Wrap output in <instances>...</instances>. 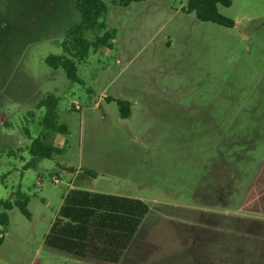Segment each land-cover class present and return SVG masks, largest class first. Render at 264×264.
<instances>
[{"label": "rangeland", "instance_id": "1", "mask_svg": "<svg viewBox=\"0 0 264 264\" xmlns=\"http://www.w3.org/2000/svg\"><path fill=\"white\" fill-rule=\"evenodd\" d=\"M104 1L115 38L77 62L73 81L46 58L63 54L81 19L76 0H0V199L23 196L31 213L0 205L9 216L0 264H113L44 244L76 184L152 206L147 253L135 248L116 264H264V0L219 5L232 27L185 11L187 0ZM51 95L69 131L50 138L62 153L37 160L28 146L43 131L38 103ZM118 98L130 118L120 119ZM87 169L94 183L80 180ZM220 221L226 251L181 249L183 230Z\"/></svg>", "mask_w": 264, "mask_h": 264}, {"label": "trees", "instance_id": "2", "mask_svg": "<svg viewBox=\"0 0 264 264\" xmlns=\"http://www.w3.org/2000/svg\"><path fill=\"white\" fill-rule=\"evenodd\" d=\"M144 0H121L120 4L129 5L132 2ZM233 0H187L185 11L194 12L200 20L212 21L232 27L234 20L219 12L218 6H230ZM80 12V21L68 28L63 40V54L49 55L47 64L58 69L63 68L66 76L73 81H80L77 62L86 60L92 49L99 46H111L116 31L107 29L105 21L108 6L104 0H76ZM91 34V36H90ZM120 114L123 118L130 115L129 101L116 99ZM38 107H45L46 112L41 120L43 131L36 137H31L28 146L29 154L37 159L53 158L62 153L64 147L50 142L54 134L68 133V126L57 120V99L54 95L39 101ZM85 176L94 174L85 171ZM80 183V181H74ZM0 199V205L5 210L14 206L21 209L23 214L31 217L27 207L28 200ZM151 214V207L144 200L120 195L95 191L79 185L69 188L63 197L62 204L53 219L44 244L51 249L63 252L77 258H91L108 263H119L133 241L143 220ZM9 224L6 211L0 212V226ZM2 229H0V233ZM4 237H0V244Z\"/></svg>", "mask_w": 264, "mask_h": 264}, {"label": "crops", "instance_id": "3", "mask_svg": "<svg viewBox=\"0 0 264 264\" xmlns=\"http://www.w3.org/2000/svg\"><path fill=\"white\" fill-rule=\"evenodd\" d=\"M107 97H109V96H106V98ZM130 106H131V104H130ZM132 114H133V107H131L130 115L128 117H126V118H130L132 116ZM120 119L123 120L125 118H123L121 116V114H120ZM258 122L259 123L261 122L260 118H258ZM263 123H264V121H263ZM88 169H90V168H88ZM83 181H84V183H94L96 181V177L86 176V177H84ZM71 183H73V181ZM80 183H82V182L80 181ZM127 187L130 188V186H127ZM92 190L104 192V191H101V190H96L94 188ZM115 194L137 197V198H140L142 200H144V198H145V196H141L139 194L138 195L129 194V193H115ZM219 197H218V202H216V203H220V204L224 203L223 198L221 197V195ZM256 200H257L256 202L264 203V200H261L260 198H258ZM151 210H152V206H151ZM219 214H222V213H219ZM146 218L147 217H145V219L143 220L138 232L136 233V235H135L133 241L131 242L130 246L125 251V253H124V255H123V257H122L120 262H123L124 260H126L128 258V257H126L128 251H132L135 248L139 247V250H138L139 252L137 251L136 255L139 254L140 257H141L142 254L147 253L146 249H147V246H148V243H147L148 236L150 235V233L152 231L150 226H152L151 224H153L155 222L154 219H156L157 217L156 218H154V217L149 218L148 221H147V224L144 226L143 224H144ZM152 218H154L153 221H150V220H152ZM188 222L192 226L195 225V221L191 220V219L190 220L188 219L187 222H184V224H187ZM225 226H226V224L224 222L223 223L221 222L219 224V226L218 225H213L212 228H199L200 230L198 232H195V234H190L189 233L190 231H187L186 229L183 230V231L186 232V234H182V235L188 236V239H189L190 236H193V237H192V239H190L191 242H189V244H187V243L190 240L187 239L186 241H184L183 244L181 245V246H183V247H181V249L183 251H185V250L189 251L191 249H196V251H205V252H213V251L218 249V250L221 251V253H222V251H226L227 250V246H228V244H227V236H228L227 227L228 226L227 227H225ZM236 234H238V233H236ZM201 242L203 243V245H205L203 249H200V248H198L196 246L198 244H201ZM185 246H188V247L185 248ZM204 258L210 260V258H207L206 256H204ZM128 259H131V258H128ZM212 264H214V263H212Z\"/></svg>", "mask_w": 264, "mask_h": 264}, {"label": "built area", "instance_id": "4", "mask_svg": "<svg viewBox=\"0 0 264 264\" xmlns=\"http://www.w3.org/2000/svg\"><path fill=\"white\" fill-rule=\"evenodd\" d=\"M76 108L77 109H80L81 108V106L79 105V104H76ZM54 182L55 183H58L59 182V178H57V177H54ZM4 235L2 234V232L0 233V237H3Z\"/></svg>", "mask_w": 264, "mask_h": 264}]
</instances>
